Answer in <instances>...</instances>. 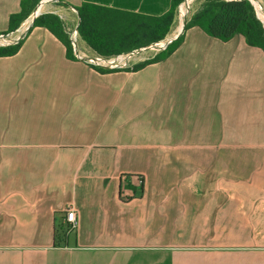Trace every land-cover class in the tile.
<instances>
[{"label":"crops","instance_id":"obj_1","mask_svg":"<svg viewBox=\"0 0 264 264\" xmlns=\"http://www.w3.org/2000/svg\"><path fill=\"white\" fill-rule=\"evenodd\" d=\"M58 1L0 0V35L39 5L71 25L173 2ZM39 18L0 57V264H264V51L188 23L170 55L105 71Z\"/></svg>","mask_w":264,"mask_h":264},{"label":"trees","instance_id":"obj_2","mask_svg":"<svg viewBox=\"0 0 264 264\" xmlns=\"http://www.w3.org/2000/svg\"><path fill=\"white\" fill-rule=\"evenodd\" d=\"M184 1L173 0L171 10L159 17L139 16L85 4L81 8H78L81 19L79 32L82 39L98 54H119L121 52L118 53V50H114L113 48L118 49L117 47L120 43L124 45L126 51H130L164 39L171 31L175 22L176 12ZM25 14L20 17H12L11 30L17 28L19 20ZM121 17L139 20L142 23H129L126 26L127 28L118 26L115 21L109 22L110 25L106 24V21ZM144 21H148V23H144ZM37 23L48 27L67 45L69 52L72 53L69 38L64 32L59 17L47 14L40 17ZM189 25L199 27L209 36L224 42L230 41L236 36H243L249 46L260 48L264 51V28L248 1L225 2L222 0H208ZM181 41L182 38L172 44L168 48L167 53L165 52L166 56L170 55L180 45ZM21 46L22 43L0 48V57L17 54ZM66 239L67 232L59 224L56 236L57 246H61Z\"/></svg>","mask_w":264,"mask_h":264},{"label":"built area","instance_id":"obj_3","mask_svg":"<svg viewBox=\"0 0 264 264\" xmlns=\"http://www.w3.org/2000/svg\"><path fill=\"white\" fill-rule=\"evenodd\" d=\"M53 3H59L58 0H50ZM225 2L231 1H248L256 14L257 19L261 22L264 28V0H222ZM191 4L190 0H185L177 10V17L180 19L179 21L184 20L183 29L188 24V14L187 17H184L185 11L189 12V6ZM37 11L28 18L21 27L11 33H6L0 35V40L5 42L3 44L4 47L15 46L20 44L26 37L31 27L33 26V22L35 19L39 18L43 14H39L42 5H39ZM184 18V19H183ZM180 25V24H179ZM178 27L171 34H168L161 41L155 42L154 44H150L149 46H145L138 50L124 52L122 54L114 55V56H102L97 54L85 46L84 40L81 37L79 32V25L74 27L68 32V38L72 50V54L74 59L78 62L84 63L92 68L101 69L105 71H114V70H128L134 69L137 63H141L142 59H137L139 54L146 53L151 50L166 52L168 48L176 42L178 37L182 34V32H178ZM183 31V30H182ZM158 54V55H159ZM123 197L128 199L123 193ZM64 222L67 226V234H71L76 232L79 229L80 225V214L79 211L73 207H68L64 212Z\"/></svg>","mask_w":264,"mask_h":264},{"label":"rangeland","instance_id":"obj_4","mask_svg":"<svg viewBox=\"0 0 264 264\" xmlns=\"http://www.w3.org/2000/svg\"><path fill=\"white\" fill-rule=\"evenodd\" d=\"M190 1H191V4L189 6L190 9H189V12L187 11V14H188V23H191V21L194 18V16L203 8V6L205 5V3L208 0H193V1L190 0ZM38 8H40V7H36V9L34 10V13L37 11ZM43 13H45V8L44 7L41 8L39 14H43ZM177 14L178 13L176 12V18H175V22H174V28L175 29H177V27L180 24V21H179L180 19L177 17ZM111 21H115L118 24V26H120V27H126L129 23L130 24L142 23L139 20L136 21L134 19H129V18L121 17V18H117V19H113V20L106 21V24L107 25H110L109 22H111ZM61 23H62V25H63V27L65 29H71V28H74V26H76L77 23H78V25H80V19L77 20L76 22H74V24H71V25L70 24H66L62 20H61ZM144 23H148V21H144ZM133 29H134V26H133ZM3 44H5V42H3V41L0 40V48H3L4 47ZM146 46H149V45H146ZM88 47L90 49H92L89 45H88ZM143 47H145V46H142V47H139V48H136V49H133V50H138V49H141ZM4 48H6V47H4ZM117 48L118 49H115V48H113V49L114 50H118V53L121 52L119 54H122L124 52H128V51H126V48L124 47V45H122L121 43H120V45ZM133 50H130V51H133ZM93 51L96 52L95 50H93ZM159 53H160V51H158V50L147 51L146 53L139 54L138 57H137V59H140V60L142 59L141 64L149 63V62H152L153 60H155L160 55ZM99 55L107 56V57L114 56V55H103V54H99ZM115 55H118V54H115ZM60 224L63 226V228L67 232V226H66V224L64 222V219H61Z\"/></svg>","mask_w":264,"mask_h":264},{"label":"bare ground","instance_id":"obj_5","mask_svg":"<svg viewBox=\"0 0 264 264\" xmlns=\"http://www.w3.org/2000/svg\"><path fill=\"white\" fill-rule=\"evenodd\" d=\"M184 17H187V11H185ZM183 24H184V20H183V22L180 21V25L178 26V30H177L178 32H182V30H183Z\"/></svg>","mask_w":264,"mask_h":264}]
</instances>
